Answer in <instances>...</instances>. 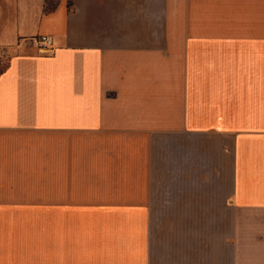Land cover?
<instances>
[{
  "label": "crops",
  "instance_id": "obj_1",
  "mask_svg": "<svg viewBox=\"0 0 264 264\" xmlns=\"http://www.w3.org/2000/svg\"><path fill=\"white\" fill-rule=\"evenodd\" d=\"M3 56L0 264H264V0H0Z\"/></svg>",
  "mask_w": 264,
  "mask_h": 264
},
{
  "label": "rangeland",
  "instance_id": "obj_2",
  "mask_svg": "<svg viewBox=\"0 0 264 264\" xmlns=\"http://www.w3.org/2000/svg\"><path fill=\"white\" fill-rule=\"evenodd\" d=\"M8 58L6 56L0 57V70L5 67L7 64ZM224 62L227 63L229 66V72H230V80H231V89H230V105H231V116L232 113L236 112V105H237V91H236V72H237V61H213V63H219ZM183 238L185 243H179L177 242L175 245L174 243L171 244V248H176V250L173 249V251H168L165 253L164 258H170V259H206L209 258L208 252L201 251L198 249V251H189L186 248H189L190 242H186L189 240V237H180V239ZM170 239V238H169ZM174 241V240H173ZM171 240V243L173 242ZM196 247H203L201 244H197ZM159 257L162 258L161 254H159Z\"/></svg>",
  "mask_w": 264,
  "mask_h": 264
},
{
  "label": "built area",
  "instance_id": "obj_3",
  "mask_svg": "<svg viewBox=\"0 0 264 264\" xmlns=\"http://www.w3.org/2000/svg\"><path fill=\"white\" fill-rule=\"evenodd\" d=\"M41 54H48L53 51V40L47 36H41L31 40Z\"/></svg>",
  "mask_w": 264,
  "mask_h": 264
},
{
  "label": "trees",
  "instance_id": "obj_4",
  "mask_svg": "<svg viewBox=\"0 0 264 264\" xmlns=\"http://www.w3.org/2000/svg\"><path fill=\"white\" fill-rule=\"evenodd\" d=\"M53 6V4L52 3H49L48 4V8H47V11H50V10H52L53 8H51Z\"/></svg>",
  "mask_w": 264,
  "mask_h": 264
}]
</instances>
